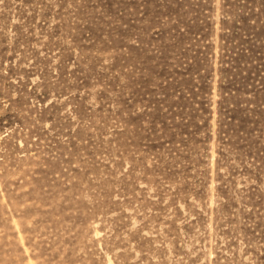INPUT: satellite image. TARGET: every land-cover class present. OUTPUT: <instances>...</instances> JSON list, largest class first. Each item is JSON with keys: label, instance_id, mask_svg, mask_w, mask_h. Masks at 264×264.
I'll return each mask as SVG.
<instances>
[{"label": "rangeland", "instance_id": "rangeland-1", "mask_svg": "<svg viewBox=\"0 0 264 264\" xmlns=\"http://www.w3.org/2000/svg\"><path fill=\"white\" fill-rule=\"evenodd\" d=\"M0 264H264V0H0Z\"/></svg>", "mask_w": 264, "mask_h": 264}]
</instances>
